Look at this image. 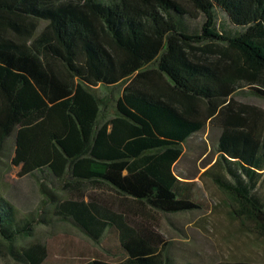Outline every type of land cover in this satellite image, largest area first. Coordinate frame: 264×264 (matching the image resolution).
Listing matches in <instances>:
<instances>
[{
  "label": "trees",
  "instance_id": "obj_1",
  "mask_svg": "<svg viewBox=\"0 0 264 264\" xmlns=\"http://www.w3.org/2000/svg\"><path fill=\"white\" fill-rule=\"evenodd\" d=\"M245 87L264 100V0H0V174L39 182L44 221L115 242L116 261L84 264H173L158 237L83 191L163 215L197 209L173 168L207 128L219 135L202 176L264 237V120L235 102ZM33 220L0 193V247L21 264L43 263L13 245Z\"/></svg>",
  "mask_w": 264,
  "mask_h": 264
},
{
  "label": "rangeland",
  "instance_id": "obj_2",
  "mask_svg": "<svg viewBox=\"0 0 264 264\" xmlns=\"http://www.w3.org/2000/svg\"><path fill=\"white\" fill-rule=\"evenodd\" d=\"M257 87V86H256ZM249 87L235 95V102L251 106L264 120V100L247 92ZM121 89L113 90L116 98ZM101 95L104 91L96 88ZM258 118V117H254ZM219 132L207 128L192 136L183 147L174 172L194 184L193 201L197 209L177 215H163L148 209H126L121 199L105 189L86 190L99 206L122 214L131 226L141 228L158 237L159 248L164 245L166 255L173 264H218L246 262L264 264V237L251 226L242 225L229 214V200L202 174L216 159L215 143ZM11 142L6 147L10 151ZM4 163H9L8 159ZM19 169L11 167L0 174V193L17 211L19 217H33L28 237L13 243L15 249L28 246L38 252L42 264H84L92 260L107 263L116 261L113 255L115 242L104 239L100 244L91 240L70 223L46 222L45 199L39 191V182L19 177ZM56 196L66 199L63 191ZM0 264H21L6 249L0 247Z\"/></svg>",
  "mask_w": 264,
  "mask_h": 264
}]
</instances>
